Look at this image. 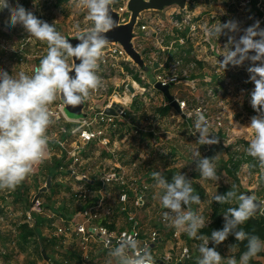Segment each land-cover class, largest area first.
<instances>
[{"label": "rangeland", "instance_id": "1", "mask_svg": "<svg viewBox=\"0 0 264 264\" xmlns=\"http://www.w3.org/2000/svg\"><path fill=\"white\" fill-rule=\"evenodd\" d=\"M131 1L127 6L130 20L126 24L120 23L116 12L120 0H114L110 6V13L118 17V27L130 23ZM171 2L162 9L142 10L136 18L142 12L153 13L150 10L171 12L175 9L182 16L189 14L191 26L196 28L194 35L197 34L191 46L182 47L192 51L193 58L195 56L200 62L195 63L188 79L179 80L171 90L173 100L184 104L185 109L177 112L167 98L150 88L149 83L153 81L150 64L139 57L147 56L151 47L143 43L142 51L134 50L138 43L137 34L133 35V31L137 33L135 18L128 41L132 53L121 45L136 66L128 73L123 68L120 77H136L139 85L150 91L134 98L128 105L129 124L113 136V144L109 147L113 155L104 149L86 146V153L78 158L82 160L78 166L73 165L69 156L80 146L69 134L73 124L51 115L53 122L46 133L49 144L44 161L35 165L33 173L15 190H0V264H116L110 253L130 231L142 233L143 238L137 240L139 248L149 249L156 261L198 264V249L203 241L189 238L186 232L173 227L170 219L164 218L163 213L168 210L160 203L163 189L154 177V173L162 174L170 168L184 175L199 172L193 160L196 148L201 157L212 160L220 176L218 181L201 176L198 184L204 190V196L199 204L190 206L193 212L203 216L205 226L212 222L216 210L224 221L226 207L218 208L213 199L222 189H235L238 194L254 191L264 204V171L251 174L244 151V143L249 146L254 138L249 127L251 120L258 115L250 103L254 84L247 69L253 65L246 60L240 66L229 65L223 71L218 63L223 60L222 54L226 52L225 45L230 37L239 40L244 30L256 21H260L263 28L264 0L261 3L254 0L252 4H245L246 0ZM138 3L135 0L133 5ZM18 4L53 24L72 44L80 33L93 26L87 8L80 6L78 0H10L12 8ZM9 20L8 11H0V70L13 77L20 72L32 75L47 54V42L37 40L20 24L7 28ZM229 21L237 24L238 31L222 34L219 38L205 36V26ZM188 33L187 29L182 31L184 35ZM68 63L73 64L72 58ZM140 77L145 81L140 82ZM115 83L120 84L119 81ZM116 95L122 97L121 90ZM200 101L204 102L206 120L216 122L219 118L221 124L209 126L210 137L217 140L213 149L198 141L194 111ZM50 107L55 113L56 106ZM189 113L191 117H188ZM115 177L118 180L110 181ZM85 178L94 183L86 184ZM235 207L238 203L233 200L229 208ZM36 221L40 236L28 242V238H22L20 226L27 224L33 229ZM96 231L115 240V244L109 247L102 238L95 236ZM217 251L223 264H228L236 253L227 240Z\"/></svg>", "mask_w": 264, "mask_h": 264}, {"label": "clouds", "instance_id": "2", "mask_svg": "<svg viewBox=\"0 0 264 264\" xmlns=\"http://www.w3.org/2000/svg\"><path fill=\"white\" fill-rule=\"evenodd\" d=\"M113 2L114 0H78L80 6L87 8L88 19L93 22V26L80 33L77 36L79 43L73 46L53 24L38 18L22 5L12 8L10 0H0V11L7 10L10 16L7 28L20 24L30 35L37 40L46 41L48 45L47 54L40 60L32 75L20 72L17 77H13L7 71L0 70V190H15L33 173L34 166L44 161L49 144L46 133L53 122L49 106L57 97L65 105L75 107L83 104L91 91L101 87L97 69L107 44L105 34L114 27L110 14ZM236 31L238 26L232 21L204 28L205 36L209 39ZM225 48L223 60L218 62L223 71L229 65L240 66L246 60L252 62L253 66L247 69L249 79L254 84L250 103L258 115L251 120L249 127L254 138L246 151L250 157L264 165V28L260 27V21L246 28L239 40L230 37ZM69 58H75L79 63L69 65ZM195 129L199 133L200 145L217 143L214 136L210 137L209 125L203 113L197 114ZM193 160L203 179H220L212 160L201 157L198 148L193 151ZM154 177L163 189L160 203L168 210L163 213L164 218L170 219L172 226L186 232L189 238L203 241L198 249V264H223L215 245L224 242L230 234L236 240H248L247 251L241 256L240 264H249L251 258L264 250V242L259 237L248 236L244 231L237 230L258 209L254 194L229 191L226 195L213 197L217 203L234 198L238 207L228 209L223 216V228L214 230L209 240L198 235L199 230L205 227L203 216L197 215L188 207L200 203V197L194 194L190 180L181 173L174 175L171 182L158 172L154 173ZM210 241L213 242V247L208 246ZM110 255L116 264H156L150 250H141L133 235L125 234ZM228 264H237V261L231 258Z\"/></svg>", "mask_w": 264, "mask_h": 264}, {"label": "built area", "instance_id": "3", "mask_svg": "<svg viewBox=\"0 0 264 264\" xmlns=\"http://www.w3.org/2000/svg\"><path fill=\"white\" fill-rule=\"evenodd\" d=\"M253 1L254 0H246L245 4H252ZM257 1L261 3V0ZM120 2L121 5L117 8L116 12L120 23L126 24L130 20L131 15L127 10L130 0H120ZM171 10V12L155 10H150L153 13L147 11L142 12L139 17L136 18V26H134V30L136 29L137 33L133 31V35L137 34L135 39L138 40L134 48L135 51H142L143 43H148L151 47V52L148 51L147 56L146 54L143 55L142 52L143 56L139 55V58L142 59L143 62L146 61L150 64L153 77V81L149 83L150 88L160 93L164 98L166 97L163 92L158 90L155 86L159 84L162 87H168L172 97L171 90L174 89L179 80L188 79L193 73L195 63L200 62L196 61L195 56L193 58L192 51L187 50L186 47H182L187 45L191 46L197 34L196 32L194 35L196 28L191 26L189 14L182 16L180 11L176 12L175 9ZM125 15L128 16L125 17ZM186 29L189 32L188 35L182 34V31ZM134 66H136V64L128 57L121 43H107L97 69V75L101 80V87L99 90L90 92L89 98L83 103L80 115L76 118H70L59 96L57 100L50 105L56 106L55 113L52 111V107L49 108L51 115L55 114L58 119H64L73 124V129L69 134L75 137L78 145H80L77 151H73L72 154L70 153L71 155L69 154L73 165L78 166L81 164L82 160L78 158L86 153V146H95L96 148L104 149L107 153H112L109 147L113 144V136H117L120 131L119 129L129 124V114L126 111L128 105H130L134 98L150 91V89L147 90L145 87L139 85L136 77L132 79H123L120 77V71L123 68L128 73L133 71ZM116 81H119L120 84L115 83ZM144 81L145 79L140 77V82ZM119 90H121L122 97L116 95ZM128 97L130 101L125 104V99ZM117 100H119V102ZM168 102L171 106L172 102H175L179 107V111L185 109L184 104H178L173 98ZM199 103L200 105L195 108L194 111L196 115L205 112L204 102L200 101ZM109 109L115 112L114 116L105 114V111ZM84 110H86V112H84ZM191 116L192 115L189 113L188 117ZM208 125L221 126L219 118H217L216 122H208ZM63 131L65 133V129H63ZM113 179L118 180L117 177H115L111 178L110 181ZM83 180H85L86 184L94 183L87 180V178ZM82 231L83 229L81 232ZM128 235H133L136 239V233L133 231H130ZM95 236L97 238H102L103 242L108 244L109 247L115 244V240L97 231ZM119 242L120 241H118V244ZM156 264L164 263H162V261H156Z\"/></svg>", "mask_w": 264, "mask_h": 264}, {"label": "trees", "instance_id": "4", "mask_svg": "<svg viewBox=\"0 0 264 264\" xmlns=\"http://www.w3.org/2000/svg\"><path fill=\"white\" fill-rule=\"evenodd\" d=\"M165 112V110H162L161 112ZM244 151L247 152L248 144L244 143ZM210 148L213 149V145H210ZM248 163V170L251 174H258L260 173L261 170L264 171V165H261L256 159L250 157L248 154L245 155ZM178 174L176 169H167L165 170L161 175L164 176L169 182H171L172 177L174 175ZM186 179L190 180L191 186L194 189V194H198L200 197V200L204 196V190L202 187L199 186L198 180L200 179L201 175L199 172H192L190 175H185ZM229 191H235L238 194V191L235 189H222L218 195H226ZM235 200L234 198L228 199L226 202L223 203H217V207L220 208L226 207V211L229 209V203L231 201ZM193 205V204H191ZM190 205V206H191ZM188 206V207H190ZM217 208V209H218ZM224 221L220 218V215L218 213V210L215 211L214 217L212 222L209 225H206L202 229L199 230L198 234L203 237L211 239V234L214 230H220L223 228ZM237 230H242L245 233L248 234V236H257L259 239L264 242V216L257 215V216H252L249 220H247L244 224L240 225ZM20 231L22 238L26 240L29 239H35L36 237L38 238L40 236L38 230H37V221H36V226L35 228H30L27 224H22L20 226ZM142 233L141 232H136V240H141ZM231 243L235 249L236 253L234 254V258L238 262L241 259V256L243 255L244 252L247 251V245H248V240L245 239L243 241L236 240L234 235H229L228 238L226 239ZM201 241V240H200ZM211 242V246L213 247V242ZM225 242V241H224ZM222 242L219 245H215L216 251L219 249L220 246L224 244ZM262 259V260H260ZM249 264H264V250L259 252L255 257L251 258L249 261Z\"/></svg>", "mask_w": 264, "mask_h": 264}, {"label": "water", "instance_id": "5", "mask_svg": "<svg viewBox=\"0 0 264 264\" xmlns=\"http://www.w3.org/2000/svg\"><path fill=\"white\" fill-rule=\"evenodd\" d=\"M172 0H152L151 2H143L141 0H137V2H139L136 6H134V2L135 0H132L129 8L132 12V16H131V21L129 24L125 25V26H117V21H118V17L116 14H113L112 12L110 13L113 21H114V27L111 31H109L108 33L105 34L106 38H107V42H112V41H118L120 43H122L127 50L130 51L129 49V44L128 41L130 39V33H131V29L132 26L134 24L135 18L137 16V14L142 11V10H147V9H162V7L171 4ZM263 28H264V23H263ZM77 43H79V41H75L73 43V46H75ZM132 53V52H131ZM73 62L75 63H79L78 60H76L75 58H72ZM158 90H160L161 92H163L164 96L167 98V100H171L172 97L169 93V88L168 87H162L159 84H157L155 86ZM61 101L63 102V100L61 99ZM65 105V104H64ZM66 107V113L70 118H76L80 115L81 109L83 107V104L78 105V106H71V105H65ZM172 107L178 112L179 111V107L177 106V104L175 102H172ZM105 114L107 115H115V112L113 110H106ZM49 183V182H48ZM49 185V184H48ZM250 194H254V191H250ZM257 198V197H256ZM257 203H258V209L256 211V213L253 216H257V215H261L264 216V204L260 203V201L257 199Z\"/></svg>", "mask_w": 264, "mask_h": 264}, {"label": "bare ground", "instance_id": "6", "mask_svg": "<svg viewBox=\"0 0 264 264\" xmlns=\"http://www.w3.org/2000/svg\"><path fill=\"white\" fill-rule=\"evenodd\" d=\"M117 101L119 102V100H117ZM129 101H130V98L128 97V98L125 99L124 103L127 104Z\"/></svg>", "mask_w": 264, "mask_h": 264}, {"label": "crops", "instance_id": "7", "mask_svg": "<svg viewBox=\"0 0 264 264\" xmlns=\"http://www.w3.org/2000/svg\"><path fill=\"white\" fill-rule=\"evenodd\" d=\"M260 260H262V259H260ZM240 261H241V259L238 262H240Z\"/></svg>", "mask_w": 264, "mask_h": 264}, {"label": "flooded vegetation", "instance_id": "8", "mask_svg": "<svg viewBox=\"0 0 264 264\" xmlns=\"http://www.w3.org/2000/svg\"><path fill=\"white\" fill-rule=\"evenodd\" d=\"M0 69H1V67H0Z\"/></svg>", "mask_w": 264, "mask_h": 264}]
</instances>
